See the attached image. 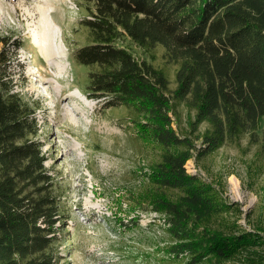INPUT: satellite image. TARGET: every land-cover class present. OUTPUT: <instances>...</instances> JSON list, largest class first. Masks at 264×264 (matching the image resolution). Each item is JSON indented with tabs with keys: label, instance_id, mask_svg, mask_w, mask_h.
Returning <instances> with one entry per match:
<instances>
[{
	"label": "trees",
	"instance_id": "trees-1",
	"mask_svg": "<svg viewBox=\"0 0 264 264\" xmlns=\"http://www.w3.org/2000/svg\"><path fill=\"white\" fill-rule=\"evenodd\" d=\"M74 1L86 32L74 52L86 95L128 109L136 137L157 151L133 196L162 220L157 264H264L263 235L230 220L235 205L186 170L244 136L264 156V0ZM6 45L0 37V264H60L66 217L39 141L41 105L15 91ZM156 47L175 67L173 88L153 65ZM178 106L189 115L180 134ZM126 223L116 227L139 225Z\"/></svg>",
	"mask_w": 264,
	"mask_h": 264
},
{
	"label": "rangeland",
	"instance_id": "rangeland-1",
	"mask_svg": "<svg viewBox=\"0 0 264 264\" xmlns=\"http://www.w3.org/2000/svg\"><path fill=\"white\" fill-rule=\"evenodd\" d=\"M79 20L74 0H0V37L7 40L14 88L41 105L36 112L39 141L66 217L55 249L60 264H157L165 258L160 247L153 249L167 239L162 220L133 200L146 187L140 170L157 159V151L136 137L128 109L104 108L102 100L86 95V69L74 58L76 48L87 42ZM48 24L64 53L61 60L47 62L37 47L36 41L49 35ZM13 44L20 47L15 50ZM162 53L160 47L152 51L153 65L173 88L175 67L164 62ZM58 62L64 66L61 72ZM176 111L173 127L180 134L189 115L182 106ZM260 124L262 129L264 119ZM204 128L200 125L199 131ZM259 151L244 136L195 164L188 161L186 169L198 172L223 202L235 205L238 212L230 220L264 237V156ZM131 218L139 225L116 227Z\"/></svg>",
	"mask_w": 264,
	"mask_h": 264
},
{
	"label": "bare ground",
	"instance_id": "bare-ground-1",
	"mask_svg": "<svg viewBox=\"0 0 264 264\" xmlns=\"http://www.w3.org/2000/svg\"><path fill=\"white\" fill-rule=\"evenodd\" d=\"M45 10V9H44ZM41 11V10H40ZM46 15V14H45ZM47 19V18H45ZM47 27V30L50 31L49 32V35L48 37H43L42 39H39L37 42V47L38 49L40 50V52L44 55V58L48 61H51V59L53 57H58L60 60L64 58V53L59 49V45H55V34L53 33V28L50 24L46 25ZM37 30V29H35ZM45 30V31H47ZM38 34V33H37ZM48 34V32H47ZM46 34V35H47ZM34 35V34H33ZM35 35H36V32H35ZM38 35H41L40 33ZM32 36V35H31ZM37 36V35H36ZM37 38H40V37H37ZM37 40V39H36ZM52 48L56 49L57 53L56 54H53L51 51ZM55 53V52H54ZM54 60V59H53ZM57 60V59H56ZM55 60V61H56ZM50 63V62H49ZM59 66V72L63 71L64 69V66L61 64V62H58V65ZM56 71V70H55ZM57 77V76H56ZM55 77V78H56ZM59 77V76H58ZM54 78V79H55ZM76 93V92H75ZM78 94H80V92L78 91L77 92Z\"/></svg>",
	"mask_w": 264,
	"mask_h": 264
},
{
	"label": "built area",
	"instance_id": "built-area-1",
	"mask_svg": "<svg viewBox=\"0 0 264 264\" xmlns=\"http://www.w3.org/2000/svg\"><path fill=\"white\" fill-rule=\"evenodd\" d=\"M186 170H187V169H186ZM193 171L195 172V170H193ZM194 172H193V173H194Z\"/></svg>",
	"mask_w": 264,
	"mask_h": 264
}]
</instances>
